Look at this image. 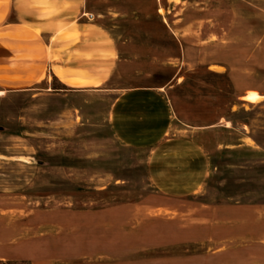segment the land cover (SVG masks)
Segmentation results:
<instances>
[{"label": "rangeland", "instance_id": "obj_1", "mask_svg": "<svg viewBox=\"0 0 264 264\" xmlns=\"http://www.w3.org/2000/svg\"><path fill=\"white\" fill-rule=\"evenodd\" d=\"M56 1L0 0V127L34 135L42 163L20 181L21 193L0 197L7 216L36 206L153 202L157 191L178 193V202L264 203V107H232L237 91L264 89V0H83L82 18L111 34L119 61L98 91L53 96L64 88L49 75L44 33H61L66 20ZM163 29L183 38L180 61L165 60L183 63L180 79L157 92L115 91L176 73L163 59L180 45ZM98 138L118 141L117 169L102 167L113 176L95 177L105 146Z\"/></svg>", "mask_w": 264, "mask_h": 264}, {"label": "crops", "instance_id": "obj_2", "mask_svg": "<svg viewBox=\"0 0 264 264\" xmlns=\"http://www.w3.org/2000/svg\"><path fill=\"white\" fill-rule=\"evenodd\" d=\"M55 4L61 8L62 23L66 20L61 24V33L54 28L44 33L49 38L46 63L51 79L64 89L61 94L52 95L96 92L117 66V44L101 24L82 18L83 0L80 3L57 0ZM15 8L21 9L18 5ZM72 9L70 15L68 11ZM157 12H162L161 7ZM166 31L163 29V35L168 34L180 47L179 54L163 59V65L177 70L176 73L163 82L115 91L157 92L180 79L183 63L166 65L165 60L180 61L183 38ZM250 92L259 99L247 100ZM5 96L1 91L0 100ZM232 98L233 108L249 107L250 111L264 107V89L258 87L243 88ZM18 111L20 120L25 110ZM224 123L225 127L230 124ZM23 125L27 126L22 124L19 128ZM241 125L242 130H252L246 122ZM2 129L0 197L21 193L20 181L33 179L42 164L33 147L34 135L28 138L21 131L5 133ZM66 134L62 132L61 137ZM47 140L52 143L51 139ZM97 140L105 146L94 159L102 164L95 170V177H108L113 173L105 172L102 167L117 169L118 141ZM22 141L29 143L26 149ZM13 179L18 182L7 183ZM198 191L199 188H193L190 193ZM157 193L153 202L36 206L17 209L24 215L13 218L6 215L5 204H0V264H264V203L197 204L178 202L179 195L174 191Z\"/></svg>", "mask_w": 264, "mask_h": 264}, {"label": "built area", "instance_id": "obj_3", "mask_svg": "<svg viewBox=\"0 0 264 264\" xmlns=\"http://www.w3.org/2000/svg\"><path fill=\"white\" fill-rule=\"evenodd\" d=\"M90 18H92V15L90 16Z\"/></svg>", "mask_w": 264, "mask_h": 264}, {"label": "trees", "instance_id": "obj_4", "mask_svg": "<svg viewBox=\"0 0 264 264\" xmlns=\"http://www.w3.org/2000/svg\"><path fill=\"white\" fill-rule=\"evenodd\" d=\"M214 74H216V73H214Z\"/></svg>", "mask_w": 264, "mask_h": 264}]
</instances>
